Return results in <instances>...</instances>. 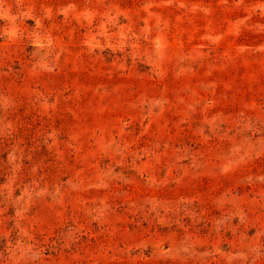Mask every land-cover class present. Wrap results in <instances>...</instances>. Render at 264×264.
<instances>
[{
    "label": "rangeland",
    "instance_id": "obj_1",
    "mask_svg": "<svg viewBox=\"0 0 264 264\" xmlns=\"http://www.w3.org/2000/svg\"><path fill=\"white\" fill-rule=\"evenodd\" d=\"M0 264H264V0H0Z\"/></svg>",
    "mask_w": 264,
    "mask_h": 264
}]
</instances>
